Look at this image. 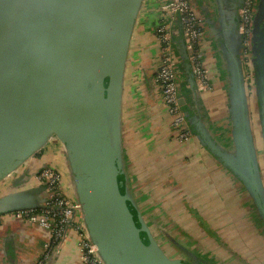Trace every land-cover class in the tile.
<instances>
[{"label": "water", "instance_id": "water-1", "mask_svg": "<svg viewBox=\"0 0 264 264\" xmlns=\"http://www.w3.org/2000/svg\"><path fill=\"white\" fill-rule=\"evenodd\" d=\"M144 0H0V215L45 208V187L29 161L57 142L82 224L104 264H188L169 259L142 218L129 187L122 147V90L132 32ZM233 56L230 151L200 116L179 105L192 139L232 174L264 222V190L250 128L245 73ZM251 82L264 144V0L252 30ZM176 45L195 94L181 36ZM12 178V179H11ZM30 187H26V186ZM60 247V246H59ZM59 247L44 264H51Z\"/></svg>", "mask_w": 264, "mask_h": 264}, {"label": "crops", "instance_id": "crops-1", "mask_svg": "<svg viewBox=\"0 0 264 264\" xmlns=\"http://www.w3.org/2000/svg\"><path fill=\"white\" fill-rule=\"evenodd\" d=\"M238 2L193 0L205 24L200 47L211 86L195 96L176 45L180 37L178 23L173 26V54L178 65L177 87L184 100L183 109L190 115L200 116L208 133L228 151L232 149L230 72L233 56L239 49L236 30ZM164 6L165 0L143 1L125 62L122 147L129 187L138 201L137 206L143 208L155 231L175 229L181 238L192 231H203L213 246V253L222 247L217 254L229 255L232 264H242L240 261L264 264V241L259 238L262 232L259 231L257 213L242 184L196 138L182 144L174 140L170 125L172 117L154 83L159 44L153 29L163 19ZM247 107L251 130V124H256L252 133L258 134V105L254 94L247 97ZM255 140L258 142L259 139ZM39 153L29 161L31 169L45 163L51 166L60 173L62 186L71 195V183L60 145L50 142ZM257 154L259 163L264 156L261 152ZM7 186L9 184L0 197L6 193ZM222 222H226L224 226L216 227ZM226 231L231 232L220 240ZM256 237L259 242L255 241ZM219 240H225L227 244L221 246ZM46 241L47 234L42 230L7 220L0 228V264H35ZM245 253H248L247 257ZM51 264H79L73 235L65 238Z\"/></svg>", "mask_w": 264, "mask_h": 264}, {"label": "built area", "instance_id": "built-area-1", "mask_svg": "<svg viewBox=\"0 0 264 264\" xmlns=\"http://www.w3.org/2000/svg\"><path fill=\"white\" fill-rule=\"evenodd\" d=\"M257 4L258 0H240L237 10V28L241 37L240 58L246 84L252 83L251 37ZM162 16L163 19L153 29L154 38L159 44V64L154 83L159 88L162 102L172 117L170 125L175 134L174 140L182 144L191 140L193 135L179 105L178 65L173 54V26L178 23L195 88L197 92H201L211 88L200 47L205 24L202 16L197 13L193 0H165ZM54 143L58 144L55 141ZM34 181L45 187V208L2 214L0 228L7 220H13L34 226L47 234V241L43 244L42 253L35 264H44L69 235H73L79 264H104L82 224L79 205L72 194L70 195L62 186L60 173L47 165L38 171ZM9 183L10 181H7L3 185Z\"/></svg>", "mask_w": 264, "mask_h": 264}, {"label": "rangeland", "instance_id": "rangeland-1", "mask_svg": "<svg viewBox=\"0 0 264 264\" xmlns=\"http://www.w3.org/2000/svg\"><path fill=\"white\" fill-rule=\"evenodd\" d=\"M256 124H252V130H254ZM258 151L263 154L262 146L260 145V142L258 141ZM260 163H264V159L260 161ZM263 182H264V177ZM261 178V179H262ZM5 185H0V195L3 193V190ZM263 190H264V183H263ZM2 192V193H1ZM136 200V199H135ZM137 204L138 201L136 200ZM142 218L145 221L150 234L153 236L155 241L157 242V245L159 248L163 251V253L169 258V259H179L182 260L188 264H232V259L229 255L224 254H217L219 251H221V248H218L213 253L212 244L210 241H208V238L205 237L206 233L203 231H192L191 234L185 235L186 240H181V237L178 236V231L173 229L170 231H155L154 227H152V224L148 222V220L145 217V214L143 213V208L141 206H138ZM258 216V214H257ZM258 223L260 224L262 229L264 230V222L261 220L260 217L257 219ZM226 223V222H225ZM224 222H222L219 225H216V227H221L225 225ZM260 228V227H259ZM262 229H259L260 232H263ZM231 231L223 232L220 236V240H222L225 236H228ZM220 235V234H219ZM223 236V237H222ZM262 240L264 241V232L261 235ZM212 239L217 240V238L212 237ZM219 240V241H220ZM234 241H237L234 239ZM256 242H259L258 237L255 238ZM222 245H226L227 242L224 240L221 242ZM195 245V246H191ZM224 250H227L224 248ZM248 256V253H245V257ZM242 264L243 261H240Z\"/></svg>", "mask_w": 264, "mask_h": 264}, {"label": "flooded vegetation", "instance_id": "flooded-vegetation-1", "mask_svg": "<svg viewBox=\"0 0 264 264\" xmlns=\"http://www.w3.org/2000/svg\"><path fill=\"white\" fill-rule=\"evenodd\" d=\"M239 2H238V5H237V7H236V17H237V10H238V8H239V6H240V0H238ZM246 87H247V97L249 96V94H254V91L257 89L256 87H254V84H253V82L252 83H247L246 84ZM252 125V124H251ZM257 129L256 130H258L259 132H260V128H259V124L257 123V127H256ZM254 135V137H255V139H259L258 141L260 142V145L262 146V149H263V156H264V144H263V142H261L263 139H262V137H260V135H259V133L258 134H253ZM254 138H253V140H254V147L255 148H258L259 146H258V142H257V140H255ZM261 140V141H260ZM258 146V147H257ZM257 152H259L258 151V149L256 150ZM258 163V162H257ZM264 166L263 165H261V163L259 162L258 163V170H259V172H260V174H261V178L262 177H264V168H263ZM262 180H263V178H262ZM263 182V181H262ZM258 218V217H257ZM263 227H261L260 226V228L259 229H262ZM263 230V229H262ZM263 232H264V230H263ZM263 232H262V234H263ZM183 241L184 240H186V237H184L183 236V238H181Z\"/></svg>", "mask_w": 264, "mask_h": 264}, {"label": "trees", "instance_id": "trees-1", "mask_svg": "<svg viewBox=\"0 0 264 264\" xmlns=\"http://www.w3.org/2000/svg\"><path fill=\"white\" fill-rule=\"evenodd\" d=\"M40 155V153L37 154V156Z\"/></svg>", "mask_w": 264, "mask_h": 264}]
</instances>
